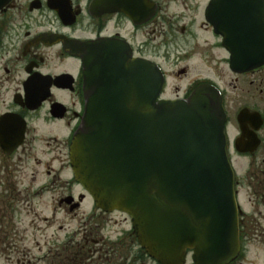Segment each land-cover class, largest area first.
I'll return each instance as SVG.
<instances>
[{"label": "flooded vegetation", "instance_id": "obj_1", "mask_svg": "<svg viewBox=\"0 0 264 264\" xmlns=\"http://www.w3.org/2000/svg\"><path fill=\"white\" fill-rule=\"evenodd\" d=\"M89 41L113 63L129 54L156 63L165 78L159 99L218 91L230 158L252 161L248 179L237 178L240 202L254 208L241 203L242 252L264 240V64L233 67L229 49L239 47L244 60L260 55L264 0H0V254L25 264L20 216L28 204L36 213L32 264H163L127 213L99 208L74 178L70 145L86 103L78 52ZM46 193L51 216L34 202Z\"/></svg>", "mask_w": 264, "mask_h": 264}, {"label": "water", "instance_id": "obj_2", "mask_svg": "<svg viewBox=\"0 0 264 264\" xmlns=\"http://www.w3.org/2000/svg\"><path fill=\"white\" fill-rule=\"evenodd\" d=\"M84 43L86 112L71 144L76 179L98 207L131 217L143 247L163 264H229L241 249L235 170L227 151L226 112L217 90L157 101L164 83L149 60L112 62ZM103 47H120L112 42ZM109 49V50H110ZM232 66L244 60L229 47Z\"/></svg>", "mask_w": 264, "mask_h": 264}, {"label": "rangeland", "instance_id": "obj_3", "mask_svg": "<svg viewBox=\"0 0 264 264\" xmlns=\"http://www.w3.org/2000/svg\"><path fill=\"white\" fill-rule=\"evenodd\" d=\"M46 145V144H45ZM43 145V149L48 150L47 147ZM50 148H53L55 146V143H52L50 145H47ZM65 153H66V147L63 149L62 155L65 158ZM56 152L54 153V156ZM252 161H245V160H238V159H233V164L235 166L236 172L238 174V177L241 179H248V176L253 173V168L251 165ZM257 166L260 169L264 168V161L259 160L257 161ZM260 174V173H259ZM39 180H44L48 181L47 176H38ZM50 183V182H49ZM34 202L37 204V210L38 213H42L44 215H49L51 216L54 211L52 210L54 207V197L52 193H46L44 195H40L37 198H35ZM243 206L246 207L247 211H253L254 208L251 205L249 201H244L242 202ZM86 204H91L90 201H87ZM29 205L27 204H22V212H21V232L22 236L24 237V245L21 247L22 253H24L25 249H30V253H27L25 256V264H32L33 263V225L31 222L33 216L36 214L33 210V215L32 213H28L27 211L29 210ZM88 208H86V211ZM264 225V223H263ZM252 232V231H251ZM22 245V244H21ZM36 254V253H35ZM245 255L242 257L239 262L242 264H264V240H255L252 241V243L247 245V249L244 253ZM21 257V259L24 258L22 255H4L0 254V264H20L17 262V260ZM31 260V262H29Z\"/></svg>", "mask_w": 264, "mask_h": 264}]
</instances>
